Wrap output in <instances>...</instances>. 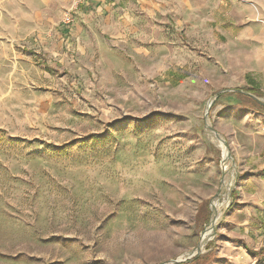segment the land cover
<instances>
[{
    "label": "rangeland",
    "instance_id": "rangeland-1",
    "mask_svg": "<svg viewBox=\"0 0 264 264\" xmlns=\"http://www.w3.org/2000/svg\"><path fill=\"white\" fill-rule=\"evenodd\" d=\"M258 12L0 0V264H247L218 243L264 110L228 92L206 111L259 80L264 20L238 22Z\"/></svg>",
    "mask_w": 264,
    "mask_h": 264
},
{
    "label": "crops",
    "instance_id": "crops-1",
    "mask_svg": "<svg viewBox=\"0 0 264 264\" xmlns=\"http://www.w3.org/2000/svg\"><path fill=\"white\" fill-rule=\"evenodd\" d=\"M257 2V15L253 13L247 19L241 17L238 20H247L248 27L242 34L245 37L257 30V18L264 20V0ZM251 20L253 21L250 22ZM249 52V49H245V56ZM256 67L260 74L258 81L264 91V52ZM247 76L252 77L250 73ZM233 196V205L223 224L226 235L218 244L223 254L232 260L242 258L247 264H264V147L257 157L240 163Z\"/></svg>",
    "mask_w": 264,
    "mask_h": 264
},
{
    "label": "water",
    "instance_id": "water-1",
    "mask_svg": "<svg viewBox=\"0 0 264 264\" xmlns=\"http://www.w3.org/2000/svg\"><path fill=\"white\" fill-rule=\"evenodd\" d=\"M228 92H241V93H243V94H246V95H248V96H251L252 98H254L256 101H258L259 103H261V104H263L264 105V99L262 98V97H260V96H258V95H256V94H253V93H251V92H249V91H247V90H245V89H241V88H231V89H222V90H220L218 93H216V95L214 96V98H213V100L211 101V103H210V105H209V107H208V109H207V111H206V115H207V117L209 116V114H210V108L212 107V105H213V103L215 102V100H217L219 97H220V95L222 94V93H228ZM208 128L211 130V131H213L214 133H215V135L218 137V139H220L221 141H222V143H223V145H224V147H225V149H226V151H227V158H228V160L226 161V163L228 164V167L227 168H225V167H223V178L226 176V173L228 172V170L230 169V167H235L236 166V161H235V159L232 157V154H231V152L229 151V149H228V146H227V143H226V141L224 140V139H222V137L220 136V134L219 133H217V132H215L214 130H213V128H212V126L211 125H208ZM223 157H224V164L226 165V163H225V156H224V152H223ZM237 176V175H236ZM212 226V225H211ZM213 228V230L215 231L216 230V227L214 226V227H212ZM177 262H179L178 260H172V263L174 264V263H177Z\"/></svg>",
    "mask_w": 264,
    "mask_h": 264
},
{
    "label": "trees",
    "instance_id": "trees-1",
    "mask_svg": "<svg viewBox=\"0 0 264 264\" xmlns=\"http://www.w3.org/2000/svg\"><path fill=\"white\" fill-rule=\"evenodd\" d=\"M248 80H249V87L245 88V90H247L253 94H256L258 96H264V91L261 89V85H260L259 81L255 80L253 77L249 78V76H248ZM233 94L243 96V97H249L253 101V103L256 104V108H260V109L264 110V105L259 103L258 101H256L251 96H248V95L243 94L241 92H234ZM221 97L222 96H220L219 99H221Z\"/></svg>",
    "mask_w": 264,
    "mask_h": 264
},
{
    "label": "bare ground",
    "instance_id": "bare-ground-1",
    "mask_svg": "<svg viewBox=\"0 0 264 264\" xmlns=\"http://www.w3.org/2000/svg\"><path fill=\"white\" fill-rule=\"evenodd\" d=\"M217 137V136H216ZM217 139H218V137H217ZM221 145H222V143H221V141H220V139H219V141H218ZM222 146H224V145H222ZM228 160V159H227ZM231 181H234V178H231ZM234 183V182H233ZM232 184V183H231ZM214 211H215V216H218V214H219V211L218 210H216V209H214ZM216 223H213V225L212 226H214Z\"/></svg>",
    "mask_w": 264,
    "mask_h": 264
},
{
    "label": "built area",
    "instance_id": "built-area-1",
    "mask_svg": "<svg viewBox=\"0 0 264 264\" xmlns=\"http://www.w3.org/2000/svg\"><path fill=\"white\" fill-rule=\"evenodd\" d=\"M67 20L69 21V20H70V18L68 17V18H67Z\"/></svg>",
    "mask_w": 264,
    "mask_h": 264
}]
</instances>
